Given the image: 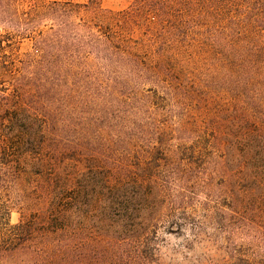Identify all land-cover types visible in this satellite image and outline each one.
Segmentation results:
<instances>
[{"label": "rangeland", "instance_id": "obj_1", "mask_svg": "<svg viewBox=\"0 0 264 264\" xmlns=\"http://www.w3.org/2000/svg\"><path fill=\"white\" fill-rule=\"evenodd\" d=\"M257 1L0 0V66L17 76L32 71L46 41L63 130L59 158L48 151L53 177L61 176L57 197L42 213L31 195L0 220V264L264 258V176L245 175L243 146L227 158L218 150L224 132L244 137L253 125L242 123L249 109L228 95L241 69L226 60L240 51L218 26ZM166 33L182 44L158 57ZM253 70L241 73L243 82L262 75ZM0 80V93L9 91ZM89 185L111 193L113 206L85 197Z\"/></svg>", "mask_w": 264, "mask_h": 264}, {"label": "trees", "instance_id": "obj_2", "mask_svg": "<svg viewBox=\"0 0 264 264\" xmlns=\"http://www.w3.org/2000/svg\"><path fill=\"white\" fill-rule=\"evenodd\" d=\"M246 6V11H236L235 15L228 17L224 25L218 27L224 39L231 45L232 51H240L239 56H233L236 53H232L226 60L229 61V65L241 69L231 75L228 95L230 99L238 101L249 109L250 114L242 118V123L250 122L253 125L245 131L249 133L244 137L233 134L232 137L230 134L226 137L224 132V137L218 141L222 149L218 147V150L224 154V158H227L232 153V147L243 146L242 169L248 177L255 173L264 176V98L261 101L264 93V0ZM165 35L167 36L165 46L179 44L178 41L173 40L171 33ZM184 42L192 43L188 37ZM40 44L43 45L40 51L42 55H39L40 62L32 67V71L27 66L17 76L8 74L6 67L0 66V78H7L9 88V91L0 93V220L2 221H9L11 211L21 202L28 204L31 195L35 210L45 213L57 197L51 192L52 189L61 187L59 185L61 176L54 178L51 173L53 160L48 151L52 150V153L59 158V150L54 148L61 145L63 130L55 122L56 111L59 109L56 108L57 103L53 99V86L48 80L49 70L46 62L50 61L48 45L45 40ZM170 47H164L161 43L157 47L158 50H155L156 55L170 56V52H173ZM168 49L172 50L169 52ZM237 61H241L245 70L240 67L241 63L234 65ZM253 68L255 72L261 71L262 75L255 78L254 74L246 77L243 82L241 73L254 72ZM176 82V79L169 82L173 90ZM2 85L0 80V87ZM177 86L178 89L183 88L182 84ZM250 92L252 97L244 95L241 101V96ZM237 120L239 121L240 118ZM93 173L95 171H90L89 175ZM28 186L34 189L35 193L30 194ZM92 186L89 185L90 190L85 197L90 201H102L108 207L113 206L111 193L106 194L102 189L94 190ZM20 188L24 193L22 195L18 194ZM63 228L58 227L61 233L64 232ZM121 231L124 232L123 229ZM127 260L130 264H151L144 254L131 256ZM120 262L119 264H122ZM251 264H264V258Z\"/></svg>", "mask_w": 264, "mask_h": 264}]
</instances>
